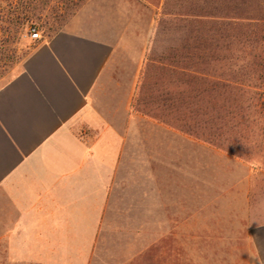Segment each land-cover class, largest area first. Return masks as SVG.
<instances>
[{
    "label": "crops",
    "instance_id": "0c3cea01",
    "mask_svg": "<svg viewBox=\"0 0 264 264\" xmlns=\"http://www.w3.org/2000/svg\"><path fill=\"white\" fill-rule=\"evenodd\" d=\"M207 11L204 0H89L33 47L0 88V264H91L103 227L160 220L182 137L159 118L165 102L149 101L192 97L183 69L207 62L189 21ZM246 240L244 264H264V225Z\"/></svg>",
    "mask_w": 264,
    "mask_h": 264
},
{
    "label": "rangeland",
    "instance_id": "374dc122",
    "mask_svg": "<svg viewBox=\"0 0 264 264\" xmlns=\"http://www.w3.org/2000/svg\"><path fill=\"white\" fill-rule=\"evenodd\" d=\"M48 1L45 22L35 23L44 38L62 30L89 0L75 15L68 8L73 0ZM255 1L245 0L242 10L235 1L204 0L214 19L255 17L260 14ZM189 22L191 45L197 53L206 52L207 73L226 81L227 74L240 75L245 65L249 72L255 69L259 52L242 55L239 29L225 20ZM33 45L29 35L23 36L18 53L26 54ZM19 65L0 79V88ZM188 78L182 76V95L191 98L149 101L165 102L166 114L159 118L182 137L177 161L164 165V215L158 220L151 213L149 228L103 227L91 264H244L247 236L264 225L263 116L252 107L247 111L250 94L235 88L212 92L211 81L198 84Z\"/></svg>",
    "mask_w": 264,
    "mask_h": 264
},
{
    "label": "trees",
    "instance_id": "16d2710c",
    "mask_svg": "<svg viewBox=\"0 0 264 264\" xmlns=\"http://www.w3.org/2000/svg\"><path fill=\"white\" fill-rule=\"evenodd\" d=\"M87 1L88 0H73L68 4V8H70V10L72 9L73 15H75ZM228 1H235L238 6H242V10L246 9V7L242 5L245 4V0ZM255 4L257 12L260 13L255 17H225L222 19L216 17L212 20H225L227 21L226 24L228 27L239 29L242 55L244 54L245 58L250 56L249 52L251 53V49L259 52L254 56L256 59L255 69L257 70L255 71L254 69L249 72L245 65L241 68L242 71L240 75L227 74L228 79L226 80V85V81L213 73H207L204 67L183 69V76L185 74H190L191 77L187 76L189 77L188 79L198 84H204L207 80L209 82L211 81L209 83V88L212 92L225 88H235L243 94H250V97L246 100V108L247 111H250L251 107L258 109L263 116L262 138L264 140V0H256ZM48 5V0H0V79L3 78L12 67L16 64H20L21 59L24 57V60L37 43L60 31L57 30L52 35L44 38V36L39 34V30L35 26V23L42 25V23L45 22L46 18L43 14ZM227 8L230 7L227 5ZM231 8L235 9V7ZM31 31L39 34L38 40H33L31 38ZM26 35L30 36V40L34 42V45L29 48L26 54L24 53L21 56L18 53V45L23 36ZM198 49L199 48H197V50ZM205 56L206 52L203 54L196 53V57L200 61L205 59Z\"/></svg>",
    "mask_w": 264,
    "mask_h": 264
},
{
    "label": "built area",
    "instance_id": "2783aa9c",
    "mask_svg": "<svg viewBox=\"0 0 264 264\" xmlns=\"http://www.w3.org/2000/svg\"><path fill=\"white\" fill-rule=\"evenodd\" d=\"M31 38L33 40H38L39 39V34L37 32L31 31Z\"/></svg>",
    "mask_w": 264,
    "mask_h": 264
}]
</instances>
